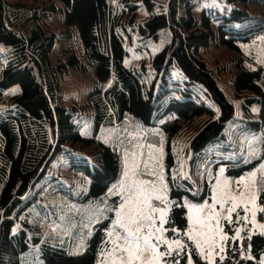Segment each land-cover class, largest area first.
<instances>
[{"label": "trees", "instance_id": "16d2710c", "mask_svg": "<svg viewBox=\"0 0 264 264\" xmlns=\"http://www.w3.org/2000/svg\"><path fill=\"white\" fill-rule=\"evenodd\" d=\"M61 1L66 24L77 28L85 62L71 52L67 61L51 63L49 52L55 34L45 30L41 20L55 11L54 4L43 7L0 0V99L11 89L9 104L0 107V264H21L20 254L32 243H38L45 264H99L97 254L105 240L106 220L95 225L81 253H71L35 235L29 237L27 221L18 222L19 211L33 199L34 184L50 173L56 159L89 177L90 197L106 192L121 175L115 141L112 139L111 145L85 136L78 123L86 116L83 108L59 101L58 77L68 65L81 69L91 65L100 79L87 100L94 131L102 125H136L148 142L164 139L169 164L173 162L170 142L175 134L200 118L189 141L191 173L195 172V157L216 159L215 148L227 149L234 143L225 131L228 122L244 136L260 133L264 142V66L258 63L246 68L240 64L234 85L242 97L241 113L236 114L233 102L202 57L214 41L242 54L244 47L253 48L264 39V18L247 10V0H230L232 6H224L222 11L204 7L199 17L193 12V0H167L159 11L153 10V0ZM238 2L241 6L236 5ZM144 5L149 14L137 20V9ZM124 39L141 50L146 48L149 64L126 66ZM253 105L258 106L255 117ZM218 159L212 160L214 164L230 163V175H239L255 163L231 167L232 160ZM195 189L188 176L175 184L170 182L172 204L167 224L171 234L174 227L182 230L187 226L186 203L201 200L208 185L199 195ZM260 201H264V192ZM226 230L233 232L228 224ZM244 233L240 241L229 238L226 254L213 263L193 248L189 253L185 249L175 251L166 259L170 264H188L189 257L192 264H261L264 234ZM247 248L250 258L245 253Z\"/></svg>", "mask_w": 264, "mask_h": 264}, {"label": "rangeland", "instance_id": "374dc122", "mask_svg": "<svg viewBox=\"0 0 264 264\" xmlns=\"http://www.w3.org/2000/svg\"><path fill=\"white\" fill-rule=\"evenodd\" d=\"M13 3L33 4L37 6L47 7L51 4L56 6L55 11L48 13L47 16L41 20L45 30L55 34L54 44L49 52V58L53 65L59 62L67 61L71 52H74L77 57L85 62L83 55V44L79 37L77 28L73 25H68L65 22V7L61 0H7ZM119 1V0H114ZM133 1V0H131ZM167 0H153V10L159 11ZM236 1V0H234ZM193 12L199 17L204 7L219 8L220 11L224 6L231 7L230 0H193ZM236 5L241 6V2ZM247 10L255 15L264 18V0H247ZM149 12L146 6H140L137 9V20L145 19ZM215 25V20L212 21ZM136 37L133 38V41ZM124 44L127 47L128 55L124 58L126 66H139L141 62L149 64V51L146 48L142 50L137 48L136 44H129L127 39H124ZM246 46V45H245ZM156 47H152L154 50ZM243 55L242 61L239 58ZM203 59L206 61L208 67L212 70L213 75L221 87L225 95L231 100L235 106L236 114L241 113V98L236 93L234 78L239 70L240 64L246 68L255 67L258 63L264 66V39L259 40L253 48L244 47L242 54L236 53L224 45L212 42L206 47L202 53ZM253 57V58H250ZM100 85V79L94 74L93 67L87 64L86 69H81L76 66L68 65L66 71L58 77V91L59 101L64 105L76 104L83 108L85 117L78 119L80 122V130L85 136H95L100 140L107 141L112 145V139L117 145L121 157V175L117 183L110 185L106 192L98 197L87 196L90 179L82 172L69 169L64 160L56 159L51 163L50 173L39 179L33 186V199L23 206L18 213V222L27 221L25 228L29 237L35 235L41 240H48L52 243H57L64 246L71 253H81L86 246V243L91 236L96 224L107 221L108 225L105 228V240L101 245L98 254L97 262L99 264H112L109 253L112 249L111 240L115 239L116 232H122V229L115 228L117 220V211L120 205L125 202L127 196V186L132 180H144L155 182L156 188L160 189L163 185L162 195L167 197V213L172 204L170 195V182L177 183L180 178L191 177L196 189L195 194L199 195L203 191V186L208 185V192L201 200L193 203H186L187 206V226L184 229L174 227V233L171 234V228L167 222L164 225L166 231L164 237L169 241L180 240L183 245H187L185 249L188 253L191 248L196 250L200 256L213 263L218 257H224L226 254V247L229 238L232 241L235 239L241 240L244 232L247 234L261 233L264 234V211L259 209L264 208V201H260L261 192L258 191L257 202L253 206L248 205L250 209L256 211L253 218L251 211L245 212L244 205L241 204L236 212L232 213V220L224 219L228 215L226 209L231 204H226L225 209H221L219 204L215 205V211L218 212L220 225L223 229L222 233L215 232V219L208 221L207 218L212 214L213 197L216 194L218 181L220 187L224 186V182L228 183V190L235 196L239 197L240 192L244 191V185L241 183L237 185V181L242 178H247L248 174L257 171L261 164H264V142L260 133L244 136L243 133L237 132L231 127V122H228L225 128L226 133L234 142L230 147L224 149L222 146L215 148L213 156L222 157L227 160H232L231 167L239 166L241 163H250L255 161L254 165L239 175H230L227 168L230 163L220 161L214 164L212 159L206 157L205 159H198L195 157V172H190V164L192 152L189 147V141L195 132L200 118H195L187 126L183 125L179 132L175 134L170 142V150L173 155V162L169 164L166 160V144H163L162 138L157 143L148 142L146 134L143 130H139L136 125L126 124L120 126H100L94 131V118L92 116V107L88 104V94L95 87ZM12 88H15L14 86ZM11 90V89H9ZM8 92L0 99V107H6L9 104L10 92ZM13 90V89H12ZM252 115H257L258 106L253 105ZM140 145L144 147L141 148ZM152 147L149 148L148 146ZM212 151V148L209 149ZM209 151V152H210ZM151 153V158L149 157ZM255 153V155H253ZM135 154V157L134 155ZM139 161H148V167L145 168L141 163L137 169V175L125 176V172L132 166L133 159ZM240 160V161H238ZM127 165V167H126ZM224 168L223 174L220 169ZM54 172L55 174H53ZM152 173V174H149ZM52 175L54 177H52ZM162 177V180H161ZM260 173H257L259 179ZM124 188H121V185ZM261 186L257 185L259 190ZM156 207H165L164 203L160 201H152ZM203 208L204 211L197 212L195 209ZM158 216V214H157ZM247 216V221L243 218ZM199 218L205 221L204 227L196 224V219ZM167 220V217H166ZM213 226V230H209L208 225ZM226 224L233 228L230 234L226 230ZM190 229L196 232L206 233L203 237H197L201 240V248H197L196 244L188 238L185 233ZM240 230L237 237V230ZM113 236L110 238L109 233ZM226 235L227 240L221 242L220 236ZM215 240V246L213 242ZM223 247L224 251H220ZM175 248V246H174ZM182 249H175L181 251ZM160 251H166V245H160ZM173 252V253H174ZM212 255L208 256L207 253ZM248 257H252L250 249L245 251ZM21 264H45L38 252V243H32L21 254ZM165 256L161 260V264L168 263ZM259 260L262 264L264 262V251L260 254Z\"/></svg>", "mask_w": 264, "mask_h": 264}, {"label": "snow or ice", "instance_id": "6c2138e0", "mask_svg": "<svg viewBox=\"0 0 264 264\" xmlns=\"http://www.w3.org/2000/svg\"><path fill=\"white\" fill-rule=\"evenodd\" d=\"M15 91V90H14ZM143 148V145H140ZM149 148L152 146L149 145ZM135 157V154H133ZM151 153L149 157L151 158ZM255 155V153H253ZM143 163L145 168L148 167V161H139L135 158L133 159L132 166L128 168L125 172V176L128 177L129 173L132 176L137 175V169H139L140 164ZM127 167V165H126ZM224 168L220 169V173L223 174ZM260 173L259 179H257V173ZM152 174V173H149ZM162 180V177H161ZM239 186L241 183L244 185V191L240 192L239 197L233 195L228 190L227 181L224 182V186L220 187V182L218 181L216 194L213 197L212 214L207 218L208 221L215 219V232L222 233L223 229L220 225L219 213L215 211V205L219 204L221 209H225L226 204H231L230 207L226 209L228 215L224 219L231 221L232 213L236 212L237 208L244 205L245 212L251 211L252 217L256 215L254 209L248 207L249 204L255 205L257 202L258 191L264 192V164L260 165L257 171L248 174L247 178H242L240 181L236 182ZM257 185L261 187L257 189ZM124 188V185H121ZM127 196L125 202L120 205L119 211H117V220L114 227L122 229V232L115 233V239L111 240L112 249L109 253L112 264H161V260L165 256H171L175 249H182L187 247L183 245L180 240L169 241L164 237L165 223L167 222V197L162 195L163 185L160 189L156 188L155 182L144 181V180H132V182L127 186ZM160 201L165 204V207H156L152 204V201ZM197 212L204 211L203 208L195 209ZM264 211V208L259 209ZM158 214V216H157ZM247 221V216L243 218ZM201 227H204L205 221L197 218L195 221ZM209 230H213L211 224L208 225ZM261 227H264L262 225ZM175 231V229H173ZM240 230H237V237L239 236ZM190 240H192L197 248L201 247V240L197 237H203L206 235L204 232H196L194 229H190L188 233H185ZM113 233H109L111 238ZM226 235H221L220 240L223 242L227 240ZM213 242L215 246V240L213 237ZM160 245H166V251H160ZM175 246V248H174ZM220 251L223 252V247H220ZM208 256L212 255L211 252L207 253ZM223 258V257H221ZM250 258V257H249ZM167 264V262H165ZM176 264H179L177 261ZM188 264H192L191 257L188 259ZM264 264V262H262Z\"/></svg>", "mask_w": 264, "mask_h": 264}]
</instances>
